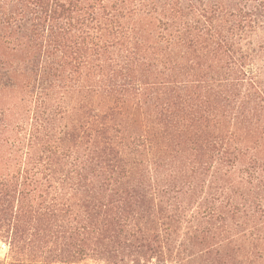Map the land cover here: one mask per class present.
Here are the masks:
<instances>
[{
	"label": "trees",
	"instance_id": "trees-1",
	"mask_svg": "<svg viewBox=\"0 0 264 264\" xmlns=\"http://www.w3.org/2000/svg\"><path fill=\"white\" fill-rule=\"evenodd\" d=\"M0 239L264 264V0H0Z\"/></svg>",
	"mask_w": 264,
	"mask_h": 264
},
{
	"label": "rangeland",
	"instance_id": "rangeland-1",
	"mask_svg": "<svg viewBox=\"0 0 264 264\" xmlns=\"http://www.w3.org/2000/svg\"><path fill=\"white\" fill-rule=\"evenodd\" d=\"M0 262L3 264H10L9 246L6 242L0 239Z\"/></svg>",
	"mask_w": 264,
	"mask_h": 264
}]
</instances>
